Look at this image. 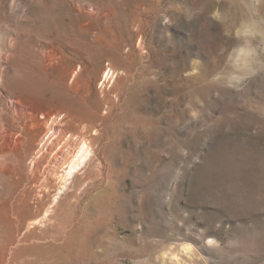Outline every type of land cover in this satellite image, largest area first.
<instances>
[{
	"label": "rangeland",
	"instance_id": "374dc122",
	"mask_svg": "<svg viewBox=\"0 0 264 264\" xmlns=\"http://www.w3.org/2000/svg\"><path fill=\"white\" fill-rule=\"evenodd\" d=\"M0 54V107L97 137L0 264H264V0H0ZM15 190L0 174V250Z\"/></svg>",
	"mask_w": 264,
	"mask_h": 264
},
{
	"label": "bare ground",
	"instance_id": "6f19581e",
	"mask_svg": "<svg viewBox=\"0 0 264 264\" xmlns=\"http://www.w3.org/2000/svg\"><path fill=\"white\" fill-rule=\"evenodd\" d=\"M56 49L49 47L47 56L50 62L62 53ZM0 58L4 59V56L0 54ZM115 71L114 67L106 73L102 70L100 77L105 74L102 84L107 78H112ZM7 97L8 100L0 107V174L16 186L13 197L16 209L6 214L7 219H14L16 228L5 249L0 250L3 263L8 261V256L18 244L27 241L35 225L48 220L50 207L42 197L49 196L54 188L57 194L65 193L67 181L72 177L69 182L72 184L81 170L85 173L96 154L97 141L92 132L96 131L95 126L76 135L72 133L66 126L72 118L69 113L59 110L38 113L25 106L19 96L10 94ZM78 122V125L82 124V120ZM32 154L26 166L28 173L23 175L16 164ZM34 201H37L36 206L32 205Z\"/></svg>",
	"mask_w": 264,
	"mask_h": 264
}]
</instances>
